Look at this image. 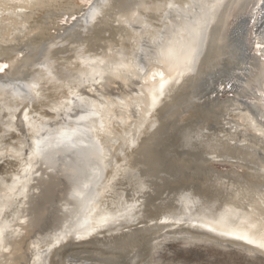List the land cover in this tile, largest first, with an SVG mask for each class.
<instances>
[{
    "label": "bare ground",
    "instance_id": "obj_1",
    "mask_svg": "<svg viewBox=\"0 0 264 264\" xmlns=\"http://www.w3.org/2000/svg\"><path fill=\"white\" fill-rule=\"evenodd\" d=\"M260 1L0 0V264H264Z\"/></svg>",
    "mask_w": 264,
    "mask_h": 264
},
{
    "label": "water",
    "instance_id": "obj_2",
    "mask_svg": "<svg viewBox=\"0 0 264 264\" xmlns=\"http://www.w3.org/2000/svg\"><path fill=\"white\" fill-rule=\"evenodd\" d=\"M258 9L259 10H258L257 22H258V20L260 21L262 18H264V0L260 1ZM249 24H250V18H249V16H246L244 18H241L238 21L235 28L233 29L232 40L239 47L240 46L243 47L241 43L243 42V36H244L247 28L249 27ZM259 25H260V22H259ZM222 76L226 77V78L230 77L231 72L230 71H223ZM203 84H204V86L202 88V91H203L204 95L220 92L222 90V85H220V83L218 81H215V80L204 81ZM68 153L70 154V152H68ZM61 157H62V155L59 154L58 158H61ZM182 208H183L182 206L179 207L176 204V206L174 208H172L170 210L168 209L165 214L166 215H172V216L179 215L180 213L183 212ZM184 213H186V212H184Z\"/></svg>",
    "mask_w": 264,
    "mask_h": 264
},
{
    "label": "snow or ice",
    "instance_id": "obj_3",
    "mask_svg": "<svg viewBox=\"0 0 264 264\" xmlns=\"http://www.w3.org/2000/svg\"><path fill=\"white\" fill-rule=\"evenodd\" d=\"M79 2H81V3H87V4L91 5L92 0H79ZM142 6L145 8V11L148 12V13H151L152 10H153V8L155 7V5L148 4V3H147V0H145V4H144V5L137 4V8H140V7H142ZM168 7L171 8L172 5H168ZM94 15H95V14H94ZM132 16H136V12H135V11L132 13ZM149 18H150V17H149ZM67 19H68V17L65 15V16L62 17V19H61L60 22H61V23L67 22ZM72 19L75 20L76 17L73 16ZM117 22L120 23L119 20H118ZM7 67H8L7 64L0 65V73L4 72L5 69H6ZM9 131H15V129H9ZM200 136H203V134L201 133ZM5 138L7 139L8 137L5 135ZM185 139H186L189 143H191L193 140L198 139V137H197V135H196V133H195L194 131H190V132L188 133V135L185 137ZM204 139H206V137H204ZM232 143L235 144V141H233ZM206 155H207V154H206ZM260 159H261V160H264V157H261ZM77 239H80V237H77ZM262 247H264V245H262ZM5 251H8V249L6 248Z\"/></svg>",
    "mask_w": 264,
    "mask_h": 264
},
{
    "label": "rangeland",
    "instance_id": "obj_4",
    "mask_svg": "<svg viewBox=\"0 0 264 264\" xmlns=\"http://www.w3.org/2000/svg\"><path fill=\"white\" fill-rule=\"evenodd\" d=\"M58 158V157H57ZM62 158L63 157H61V158H58L59 160L61 159L62 160ZM57 170V172H55ZM59 172V168L57 167L54 171H53V173H58ZM48 225H51L50 223H48Z\"/></svg>",
    "mask_w": 264,
    "mask_h": 264
}]
</instances>
